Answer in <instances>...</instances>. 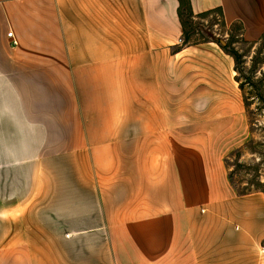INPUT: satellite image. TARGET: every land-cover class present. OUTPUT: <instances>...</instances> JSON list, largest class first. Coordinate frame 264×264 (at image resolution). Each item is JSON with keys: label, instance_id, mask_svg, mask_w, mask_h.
I'll use <instances>...</instances> for the list:
<instances>
[{"label": "crops", "instance_id": "0c3cea01", "mask_svg": "<svg viewBox=\"0 0 264 264\" xmlns=\"http://www.w3.org/2000/svg\"><path fill=\"white\" fill-rule=\"evenodd\" d=\"M191 5L264 38V0ZM179 10L0 0V264H264V192L227 165L251 133L235 60L184 45Z\"/></svg>", "mask_w": 264, "mask_h": 264}, {"label": "rangeland", "instance_id": "374dc122", "mask_svg": "<svg viewBox=\"0 0 264 264\" xmlns=\"http://www.w3.org/2000/svg\"><path fill=\"white\" fill-rule=\"evenodd\" d=\"M186 17L193 26L192 40L210 38L212 35L226 42L230 39L229 32L238 37L239 30L236 26L238 24L224 27L220 16L215 13L208 17L195 18L188 17L186 13ZM232 46L243 57L244 64L241 67L245 73L250 72L255 62L257 73L254 81L259 87L260 94L249 90L247 85L245 96L248 101L251 133L244 144L228 154L227 165L230 178L240 193L264 192V48L261 41L250 43L235 41Z\"/></svg>", "mask_w": 264, "mask_h": 264}, {"label": "trees", "instance_id": "16d2710c", "mask_svg": "<svg viewBox=\"0 0 264 264\" xmlns=\"http://www.w3.org/2000/svg\"><path fill=\"white\" fill-rule=\"evenodd\" d=\"M188 14V17L190 18H195L196 16H200V17H208L210 15H213L214 13L219 15L221 18V23L224 27L227 26L226 21L224 19V14L222 9L218 8V9H214V10H210V11H206V12H202V13H198L196 14L193 9H192V5H191V0H180V18L182 21V25L184 27V37H183V44L184 45H193V44H201V43H206V42H216L218 45L221 46V48L228 53L229 55H231L234 60H235V69L237 72L236 75V79L238 82H240V87L242 89V91L245 94V90L247 85L249 86V90H252V92L259 93V87L257 85V83L254 81V78L256 76L257 70H256V65L254 62V66L251 67V70L249 73H245L242 69V65L244 64V61H242V55L241 53L232 46L233 42L237 41H243L246 43H250L249 41H247L244 38L243 35V25H236L238 26V30H239V34L237 33L238 37H236L232 32H229L230 35V39L225 42V40L219 39V38H215L212 37V35L210 36V38H202V39H196V40H192L193 37V26L190 24L189 19L186 17V13ZM192 31H191V29ZM236 38V40H235ZM262 47L264 48V38L262 39ZM180 47H178L179 49ZM260 94V93H259ZM246 104L248 106V101L246 99ZM248 193V192H247ZM243 194V193H242Z\"/></svg>", "mask_w": 264, "mask_h": 264}, {"label": "built area", "instance_id": "2783aa9c", "mask_svg": "<svg viewBox=\"0 0 264 264\" xmlns=\"http://www.w3.org/2000/svg\"><path fill=\"white\" fill-rule=\"evenodd\" d=\"M13 35V33H9V36H12Z\"/></svg>", "mask_w": 264, "mask_h": 264}]
</instances>
